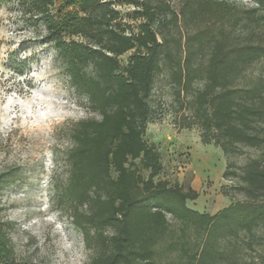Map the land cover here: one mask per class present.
<instances>
[{"label": "trees", "instance_id": "trees-1", "mask_svg": "<svg viewBox=\"0 0 264 264\" xmlns=\"http://www.w3.org/2000/svg\"><path fill=\"white\" fill-rule=\"evenodd\" d=\"M25 1L44 20L46 40L57 49L71 84L100 114L72 125L68 177L55 192L57 206L96 250L88 264H248L243 236H249L242 240L250 249L264 244V235L257 234L264 230V76L248 84L239 80L264 58V35L256 30L264 22V0H253L257 4L243 13L229 0H183L179 11L168 0H127L141 19L137 31L111 0ZM180 20L202 23L188 33L184 57L167 46L161 28ZM227 23L245 33L231 38ZM206 45L207 61L195 63ZM132 49L123 65L121 55ZM164 64L179 96L192 92L197 79L205 80L181 102L191 110L181 127L200 125L202 141L220 146L228 159L223 176L242 182L237 188L246 198L216 213L188 205L199 196L191 185L156 179L164 168L161 152L145 133L156 74ZM246 148L255 154L237 163L234 157ZM4 180L0 173V187ZM222 192L229 195L225 187ZM164 241L179 258L157 257ZM0 261L16 264L1 218ZM255 264H264V251Z\"/></svg>", "mask_w": 264, "mask_h": 264}, {"label": "rangeland", "instance_id": "rangeland-1", "mask_svg": "<svg viewBox=\"0 0 264 264\" xmlns=\"http://www.w3.org/2000/svg\"><path fill=\"white\" fill-rule=\"evenodd\" d=\"M111 1L123 21L137 31L141 22L134 14L137 7L127 0ZM168 1L176 11L183 3ZM229 1L241 13L257 4L253 0ZM56 9L54 6L53 12ZM200 24L180 20L178 24L162 25L167 46L175 56L186 55V37ZM256 30L264 35V22ZM46 32L44 20L25 0H0V173L5 177L0 187V218L6 222L14 244L16 264H88L96 250L87 245L72 217L57 206L55 192L56 184L64 183L68 177L66 155L74 144L72 125L100 114L90 109L88 98L71 84L57 49L46 40ZM225 32L234 38L245 30L227 23ZM133 51L121 55L123 65ZM209 53L206 45L195 54V63H205ZM262 75L264 58L249 65L239 81L248 84ZM204 82L197 79L192 92L179 96L171 69L164 64L156 74L151 95L152 121L145 137L155 142L161 152L164 168L156 179L183 184L185 188L191 185L199 196L189 199L188 205L216 213L232 202L244 200L246 194L237 188L242 183L239 177L223 176L228 159L220 146L202 141V127H181L182 116L191 113L182 108L181 102L192 98ZM248 154L255 152L246 148L234 159L243 164ZM222 187L229 195L222 192ZM257 234L264 235V230ZM242 239L246 263L255 264L264 244L254 243L255 248L250 249ZM157 257L166 261L179 258V254L168 250L164 241Z\"/></svg>", "mask_w": 264, "mask_h": 264}]
</instances>
